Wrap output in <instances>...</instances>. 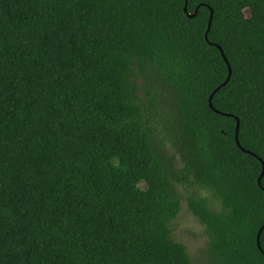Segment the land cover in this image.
Here are the masks:
<instances>
[{
	"label": "trees",
	"instance_id": "1",
	"mask_svg": "<svg viewBox=\"0 0 264 264\" xmlns=\"http://www.w3.org/2000/svg\"><path fill=\"white\" fill-rule=\"evenodd\" d=\"M185 2L0 0V264H264V0Z\"/></svg>",
	"mask_w": 264,
	"mask_h": 264
},
{
	"label": "rangeland",
	"instance_id": "2",
	"mask_svg": "<svg viewBox=\"0 0 264 264\" xmlns=\"http://www.w3.org/2000/svg\"><path fill=\"white\" fill-rule=\"evenodd\" d=\"M246 15H248L247 11ZM141 98H145L142 92ZM182 194L185 195L186 192ZM200 195L208 197L213 208L220 207L219 202L212 197L208 190H201ZM171 237L186 246L192 264H215L209 255V237L206 228L189 210L186 196L182 200L180 212L171 222Z\"/></svg>",
	"mask_w": 264,
	"mask_h": 264
},
{
	"label": "water",
	"instance_id": "3",
	"mask_svg": "<svg viewBox=\"0 0 264 264\" xmlns=\"http://www.w3.org/2000/svg\"><path fill=\"white\" fill-rule=\"evenodd\" d=\"M186 5H187V0H186V2H185V6H184V8H183L185 12H187ZM197 10H198V8H196L195 11H194L192 14H188V13H187V16H189V17H194V16L196 15V13H197ZM212 17H213V11H212V9H210V16H209V20H208L207 29H206V32H205V40H206L210 45L216 46V47L218 48L219 52L221 53L222 57L224 58V60L226 61L227 65H228V75H227L225 81L220 85V86H222V85L226 84L227 81L229 80L230 75H231V68H230V66H229V64H228V61H227L226 57L224 56V53H223L222 48H221L219 45H216L215 43H212V42H210V41L208 40V32H209V30H210ZM220 86H218V87L214 90V92H212V94L210 95V97H209V99H208V104H209L210 108H212L215 112H218V111H216V110L213 108V106H212V97H213L214 93L219 89ZM235 120H236L235 141H236V143L239 145V140H238V130H239L240 121H239V119H238L237 117H235ZM239 147H240L242 150L246 151V150L243 149L240 145H239ZM246 152H248V151H246ZM253 155H254V154H253ZM258 159L261 161V164H262V171H261V173H260V175H259V177H258V180H257L259 186H261V179H262V177H263V175H264V162L261 160V158L258 157ZM263 229H264V225L259 229V231H258V233H257V247H258L259 250L264 254V251H263V249H262L261 246H260V234H261V231H262Z\"/></svg>",
	"mask_w": 264,
	"mask_h": 264
}]
</instances>
